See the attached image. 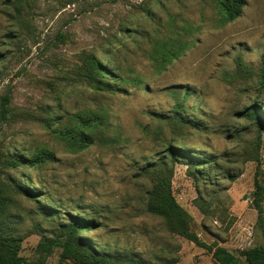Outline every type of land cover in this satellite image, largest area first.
Returning a JSON list of instances; mask_svg holds the SVG:
<instances>
[{"label":"rangeland","instance_id":"obj_1","mask_svg":"<svg viewBox=\"0 0 264 264\" xmlns=\"http://www.w3.org/2000/svg\"><path fill=\"white\" fill-rule=\"evenodd\" d=\"M245 2L228 23L219 0H0V239L38 260L39 244L80 217L94 222L83 243L123 261L218 264L150 209L164 177L206 246L263 243L264 124L244 111L264 113V0ZM91 56L114 71L109 88L94 82ZM43 151L55 160L7 162ZM61 256L55 247L46 264H74Z\"/></svg>","mask_w":264,"mask_h":264},{"label":"trees","instance_id":"obj_2","mask_svg":"<svg viewBox=\"0 0 264 264\" xmlns=\"http://www.w3.org/2000/svg\"><path fill=\"white\" fill-rule=\"evenodd\" d=\"M245 5V0H219V6L223 12L224 19L228 23L234 22L242 16ZM88 64L89 70L92 71L96 85H104L106 89L109 88V82L105 81L104 77L106 78V76H110L112 78H116V76H114V71L101 64V62L94 56H91L88 60ZM10 104L11 93L9 91L1 98V119L3 122L11 118L12 113ZM244 117H247L252 121H256L259 125L264 124V113L262 109L253 104L246 108L244 111ZM52 121L54 122V125L60 124V118L57 116L52 118ZM86 121V124H90L93 129L98 128L102 124V118L97 116H92L91 119ZM47 127L51 130L53 129L50 119L47 121ZM81 134L83 135V138L80 140L82 147H88L93 144V138L90 135L84 133ZM177 150L180 151L179 148L176 150L174 148H168L166 153L172 157H177ZM8 160V164L13 168L22 166L38 167L44 163L54 161L55 157L54 154L43 151L37 152L35 155L29 157L14 156ZM202 165H204V162L201 161H196L194 163L195 167H200ZM255 185L256 191L254 193V205L258 210V220L264 232V212L261 206V202L264 197V185L259 180H256ZM154 198L156 200V207L153 206L154 201H152L150 209L168 216L182 236L196 243L198 246L205 247L213 252V259L216 263L242 264L241 257H245L250 264H264V242L251 249L244 250L240 252V254L230 252L223 247H217L213 250L203 244L199 237L195 233L191 232L189 215L177 203L172 192L170 179L164 177L160 178L154 191ZM37 200L38 198H33V201ZM93 227L94 222L87 221L86 219L80 217H73L69 227L61 238L54 241H42L39 244L38 253L40 257L38 260L25 259L21 256L20 247L18 245L9 243L7 240L0 239V264H46L47 258L52 254L55 247L62 248V261L70 260L74 264H140L136 261L126 262L120 258L111 256L107 252H97L93 248L90 249L87 247L81 240L80 233L82 231H89Z\"/></svg>","mask_w":264,"mask_h":264}]
</instances>
